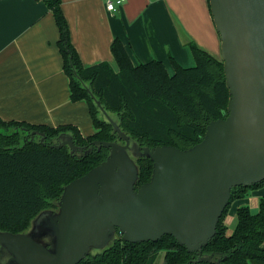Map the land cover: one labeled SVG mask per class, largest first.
<instances>
[{"label": "water", "instance_id": "1", "mask_svg": "<svg viewBox=\"0 0 264 264\" xmlns=\"http://www.w3.org/2000/svg\"><path fill=\"white\" fill-rule=\"evenodd\" d=\"M220 40L229 97L226 116L212 119L197 143L138 148L95 99L123 142L93 140L108 155L63 187L57 209H44L27 230H0L4 264H77L106 247L116 229L127 242L172 235L198 261L234 186L264 180V0H208ZM30 138L42 135L29 132ZM53 147L82 150L61 134ZM152 162L135 188L136 156Z\"/></svg>", "mask_w": 264, "mask_h": 264}, {"label": "trees", "instance_id": "2", "mask_svg": "<svg viewBox=\"0 0 264 264\" xmlns=\"http://www.w3.org/2000/svg\"><path fill=\"white\" fill-rule=\"evenodd\" d=\"M58 30L56 41L62 70L68 78L72 101L84 99L95 131L82 135L72 124L49 126L0 117V230L22 232L44 209H57L63 187L101 162L109 148L93 140L123 142L101 113L95 99L115 120L120 130L138 148L169 144L189 147L204 135L212 119L225 117L229 97L223 63L192 41L187 42L195 63L183 67L172 57V74L159 59L133 64L122 41L115 37L110 51L115 70L108 62L83 65L71 42L61 0H43ZM43 133L30 138L29 132ZM69 135L82 150L68 145L53 147L59 135ZM138 179L135 188L149 180L152 162L136 156ZM234 186L211 240L201 247V255L213 253L209 261H198L170 234L156 241L127 242L118 229L103 249L91 251L77 264H264V196L252 212L248 205L235 210V224L227 233L225 214L230 203L250 188ZM162 254L161 262H157Z\"/></svg>", "mask_w": 264, "mask_h": 264}, {"label": "crops", "instance_id": "3", "mask_svg": "<svg viewBox=\"0 0 264 264\" xmlns=\"http://www.w3.org/2000/svg\"><path fill=\"white\" fill-rule=\"evenodd\" d=\"M70 39L83 65L108 62L118 37L133 64L159 59L169 74L171 57L195 63L192 41L220 58V40L208 0H124L108 10L105 0H61ZM58 30L43 0H0V117L33 124L75 125L82 135L95 131L88 104L72 101L56 41ZM264 184L232 201L235 210L258 207ZM232 229L227 227V233Z\"/></svg>", "mask_w": 264, "mask_h": 264}, {"label": "rangeland", "instance_id": "4", "mask_svg": "<svg viewBox=\"0 0 264 264\" xmlns=\"http://www.w3.org/2000/svg\"><path fill=\"white\" fill-rule=\"evenodd\" d=\"M54 142H57L58 141V138H55L54 140H53ZM232 209H233V204H232V202L230 203V205H229V207H228V209H227V212H226V214H225V222H226V224H227V227L229 228V229H232L233 228V226H234V224H235V213H233V212H231L232 211ZM252 212H255L256 211V209H253V210H251ZM4 253L0 250V264H4L3 262H4ZM161 260H162V254H160L159 255V257H158V259H157V262H161Z\"/></svg>", "mask_w": 264, "mask_h": 264}, {"label": "built area", "instance_id": "5", "mask_svg": "<svg viewBox=\"0 0 264 264\" xmlns=\"http://www.w3.org/2000/svg\"><path fill=\"white\" fill-rule=\"evenodd\" d=\"M124 0H105V6L108 10H115Z\"/></svg>", "mask_w": 264, "mask_h": 264}, {"label": "flooded vegetation", "instance_id": "6", "mask_svg": "<svg viewBox=\"0 0 264 264\" xmlns=\"http://www.w3.org/2000/svg\"><path fill=\"white\" fill-rule=\"evenodd\" d=\"M53 210H56V209H53Z\"/></svg>", "mask_w": 264, "mask_h": 264}]
</instances>
